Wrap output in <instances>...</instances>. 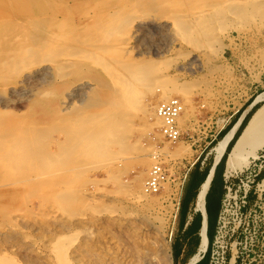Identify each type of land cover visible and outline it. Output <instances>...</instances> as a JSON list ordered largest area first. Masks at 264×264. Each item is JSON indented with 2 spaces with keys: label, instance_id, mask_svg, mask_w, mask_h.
Masks as SVG:
<instances>
[{
  "label": "rangeland",
  "instance_id": "obj_1",
  "mask_svg": "<svg viewBox=\"0 0 264 264\" xmlns=\"http://www.w3.org/2000/svg\"><path fill=\"white\" fill-rule=\"evenodd\" d=\"M61 1L71 11L68 14L71 25L85 24L81 30L85 32L80 37L96 36L90 28L95 23H101V12L104 13L108 6L111 8L108 7L106 11L125 6L123 10L130 17H134L135 24L144 22L147 26L145 29L149 35H146L141 45L145 43L152 52L169 46L166 57L152 65L155 73L153 75L158 81L153 86L160 82L163 84V80L168 82V79L169 82L180 84L165 83L182 89L181 91L176 86L178 90L172 92V97L178 98L183 104V110L187 111L181 116V124L177 122L182 135L179 141L168 142L156 135L157 127H146L147 121L140 105L158 103L160 94L154 90L151 95L149 90L152 88L143 85L140 79L134 78L131 81L130 87L135 91L133 102H128L129 106L124 103H120L121 107L118 104L113 106L118 99L115 93L114 97L112 95L111 80L108 77L111 66L100 65L105 70L92 64L90 60L95 58H87L85 55H91V52L86 53V49H83L85 46H98V42H81L75 45L77 49L73 51L71 60L78 63L75 62L76 65L69 70L68 78L61 81L53 79L54 66L51 63L38 66L35 65V59L31 58H5L7 53L25 55L35 47V35L39 34L35 25L41 21L38 16L42 12L43 16L50 12V9H46L48 5L55 8ZM119 1L121 0H0V35L14 32V36L15 33H20L21 36L11 47L5 46L4 42L0 43V134H7L11 145L28 142L35 137V145L41 144L43 148L41 151L37 147L40 153L43 155L48 152L47 156H39L33 171L29 170L28 162H24L27 156L25 153L24 158L22 152L17 157L21 161L14 165L16 168L13 165L7 168L0 166V264H184L198 249L201 215L194 211L193 205L198 184L212 166V148L264 93V4L260 7L261 11L263 9L262 16L258 14L262 13L260 10L256 12V8H253L255 16L252 14L253 9L250 11L251 17H255L254 22L250 16L245 19V14L235 18V9H231L232 6L227 7L228 4L224 6L223 2L228 3L226 0H189L187 5L191 6L190 9L188 6L176 8L178 5H175L174 9L171 7L166 12L167 15L159 9L143 8L141 3L137 8H132L133 3ZM234 1L233 7L236 8L239 1ZM113 4L116 6L113 7ZM249 8L251 7L247 9ZM195 11L204 20H198L201 22L193 30L200 31L198 34L192 31L191 38L193 39V35L201 37H195L192 44L183 43L175 36L176 26L173 24L178 20L180 22L183 15L190 20L191 16L188 15ZM231 11L234 18L227 14H232ZM174 15L181 16L177 19ZM257 15L262 19L259 17L258 20ZM171 16L175 18L172 19ZM225 16L227 21L223 18L222 22L220 19ZM157 17L161 18L158 20ZM241 17L246 22L247 19L251 22H247V25ZM205 20V25L212 22V26L204 27ZM106 23L107 21L102 26H107ZM168 24L172 25L169 29L166 28ZM200 26L205 29L208 27L209 30L207 28L204 31ZM198 27L199 30L196 31ZM228 29L232 31L231 42L226 38ZM212 33H216L215 36ZM68 34L70 32H65L63 37L66 39ZM194 40L198 41L195 43ZM141 45H136V48L132 42L137 50H128L133 52L125 59L132 58L129 61L135 63V53L141 50ZM219 45H223L221 49ZM175 49L181 52L178 53ZM41 50L42 58L50 57L49 47L43 46ZM109 52L107 49L103 55L107 60L115 56L113 52ZM191 56L199 57L202 61L201 68L193 74L179 72L178 67L186 66ZM152 71L150 70L151 73ZM72 81L74 84L70 86V90L71 87L84 84L95 94L96 97L93 93V96L89 95L90 91L87 93L95 102L90 106L74 109L71 107L64 111V93L67 91L63 89ZM133 82L139 87L136 84L133 87ZM106 95L108 96L105 97ZM58 99L62 101L59 102ZM104 100L108 102H102ZM109 101H112V105ZM188 103L190 106L187 109L185 105ZM260 104L257 103L246 113L235 138ZM149 120L146 124L151 123L150 118ZM67 131L71 134H67ZM73 133L78 139L72 136ZM20 144H14V147ZM174 147L187 148L189 153L177 155L173 152ZM228 151L220 159L219 165L217 164L206 196V203L210 202L213 213L209 227L207 226V248L203 258L196 263L264 264V192L256 190L264 189V185L262 188L256 185H260L264 179V149L257 150V158L249 160L241 170H229L230 173L225 167ZM112 159L115 162H111ZM261 163L263 169L259 177L253 185L247 184L249 172ZM155 164L164 167L173 183L169 181L164 184L158 196L145 194V198L139 199L140 194L138 195L134 182L142 188L152 165ZM247 168L248 171H245ZM30 177H34L32 181L22 182ZM182 178L185 179L180 191L178 190L179 207L174 215L170 195L174 189H179L177 186ZM223 182H226L229 192L226 190L223 193ZM243 190H251L244 200ZM163 246L167 253L166 258L160 251ZM232 259L235 260L234 263L231 262Z\"/></svg>",
  "mask_w": 264,
  "mask_h": 264
},
{
  "label": "bare ground",
  "instance_id": "obj_2",
  "mask_svg": "<svg viewBox=\"0 0 264 264\" xmlns=\"http://www.w3.org/2000/svg\"><path fill=\"white\" fill-rule=\"evenodd\" d=\"M124 2L125 1H128L130 2L131 4L133 3V7L132 8H137L136 6L139 5V3H141V5H143V8L144 7H147V8H150V9H159L161 11H163L165 14L168 10L171 9V7H173L174 9V6L175 5H178L176 6V8H183L185 6H188L187 5V1L189 3V0H123ZM122 0L119 1V2H123ZM192 2V0H190ZM207 1V0H206ZM209 1V0H208ZM212 1V0H211ZM228 3H224L225 4L224 6H226L227 4V7H230L234 5L235 1L234 0H226ZM236 1H239L237 2L238 3V7L236 6V8H232L230 7L231 9H235L233 10L234 14L236 15L235 18H237L238 16H244V18H250L253 14V11L254 9L256 10H260L261 11V6H263L264 4V0H236ZM126 2V3H128ZM177 3V4H174V3ZM205 2V1H203ZM221 2V1H220ZM197 3V2H196ZM199 3V2H198ZM219 3V1H218ZM54 3L52 2V5ZM119 4V3H117ZM122 4V3H120ZM211 4V3H210ZM213 4V3H212ZM67 4L64 2V1H61L59 6L57 7H51L50 5H48V8L46 9H50V12H46L45 15L43 16V12L38 16V18L41 19V21L39 20V24H36L35 28H37L36 32L39 34L38 35H35L36 37H34V39L36 38V42L37 44H35V47L31 48L32 50L30 52H27L25 53V55L22 53V55H16V54H12V53H7L6 57L7 59H35V65H41V64H45V63H51L52 66H54V72H53V79L55 78L56 81H61V79L65 78L68 76V73L69 70L72 69L73 65H76L75 62L77 61H72L71 60V57H72V53L74 50H76L77 48L75 47V45H78L80 44L81 42L83 43H87V42H91V41H94V42H98L99 45L98 46H94L92 45V48L89 47V46H85V48L83 47V49L85 50L86 53H88V51L91 52V55H89V53L87 55H85L87 58H90V59H93L92 61L90 60V62L96 66H100V65H103V64H106V65H109L111 66V73H109V76L110 77V83H111V88L113 91L112 92V95L114 97V93H115V96L117 100V102H115L116 105H113V106H117L120 105V103H124V104H127L128 102H133V95L135 91H133V89H131L130 85L132 86L131 84V81H133V79H140L141 82H143V85H147L148 87H151L149 89V92L151 93V95L153 94L154 90L155 92H158L159 96H160V101L158 103H154L153 105L152 104H141L140 107L142 109V113H143V116H144V119L148 122L149 118L151 119V123H148L146 125V127L149 128L150 126V129L153 127H157L158 130L156 132V135L158 137H162V133H161V127L163 126V121L160 119V117L157 115V106L158 104L161 102V101H164V100H167L169 99L170 97H172V92L173 91H176L178 90V88H176L177 85H180L179 83H174L173 82H169V79H168V82L167 80L164 81L163 80V84L160 82V84H157L155 86H153V84L155 83L156 79H155V76L153 74H155L153 71H152V65L157 62V61H160L162 60L163 58H165V53H167L169 50H167L169 48V46L165 49L162 47V49L160 50H156V52H152L149 47L143 43L141 45L142 42L145 41V37L146 35L148 34V30H146L145 28L147 27L144 22H140V23H136L133 22L135 19H133L132 17H130V15H127L126 12L123 10V8L125 7V3H124V7L121 8L119 6L116 7L114 10H111V11H106L108 9V7L106 8V12L104 11V13L101 12V23L99 24H94L90 30L91 32H93L96 36H92V35H88L89 38H86L88 36H86L85 38L83 37H80L81 33H84V31H81L82 29H84L85 27V24L83 23L82 25H71L69 23V17H68V14L70 11L69 7L66 6ZM111 5V4H110ZM115 4H113V7H114ZM130 5V4H129ZM194 5V4H193ZM197 5V4H196ZM208 5V4H206ZM116 6V5H115ZM223 6V7H224ZM235 6V5H234ZM72 7V6H70ZM189 9H190V5L188 6ZM248 7H251L249 9H247ZM111 8V7H109ZM192 8L194 9L195 8V5L194 7L192 6ZM230 8H228L227 10L230 11ZM254 8V9H253ZM73 9V8H71ZM146 9V8H145ZM143 9V10H145ZM226 9V7H225ZM253 9V10H252ZM264 9V8H263ZM263 9H262V13H258L262 16L263 14ZM40 10V9H39ZM78 10V9H77ZM158 10V11H159ZM192 10V9H191ZM226 10V11H227ZM249 12V15L247 16L246 13ZM252 10V14L250 15V11ZM103 11V10H102ZM155 11V10H154ZM173 11V10H172ZM258 11V12H260ZM131 12V11H130ZM145 12V11H144ZM255 12V11H254ZM73 13V12H72ZM71 13V14H72ZM143 14V12H141ZM174 13V12H173ZM194 13V14H193ZM193 13H190V15L188 16H191V19L190 20H187L188 18L185 16L181 18L180 22L177 21V23H174L173 25L176 26V29L175 30V36L177 37L178 40H180L181 42H189V44L193 43V39H196L195 37H197L198 35H196L194 37L193 35V39L191 38V32H195V30H193V28H197V25L200 24V22L198 20H204L202 18V15L198 12L196 13L193 12ZM230 13V12H229ZM227 12L228 15H233V18H234V14H229ZM135 14V12H134ZM132 14V15H134ZM165 14H163L165 16ZM181 14V13H180ZM184 14V13H183ZM98 15V14H97ZM167 15V14H166ZM187 15V14H186ZM254 16L256 15V13L253 14ZM75 16V15H74ZM156 16V14H155ZM160 16V15H159ZM175 16V15H174ZM178 16H181V15H177L175 16L176 18ZM222 16V15H221ZM250 16V17H249ZM258 16V20H259V15ZM145 17V16H144ZM150 17V15H149ZM162 17V16H161ZM161 17H157L156 19H160ZM173 16H171L172 18ZM173 17V18H175ZM228 17V16H227ZM139 18V17H138ZM141 18V17H140ZM154 18V16H153ZM167 18V17H165ZM172 18V19H173ZM201 18V19H200ZM214 18V17H212ZM218 18V17H217ZM220 18V17H219ZM218 18V19H219ZM223 18L226 19V16L225 17H221L220 20H222L223 22ZM243 18V17H241ZM243 18L242 21H244L245 19ZM252 18V21H254L253 17ZM158 19V20H159ZM178 19V18H177ZM239 19V18H238ZM260 19H262V17H260ZM35 20V19H34ZM33 20V21H34ZM145 20V19H144ZM162 20V19H161ZM168 20L169 17H168ZM186 20V22H185ZM215 20V19H213ZM219 20V21H220ZM232 20V19H231ZM230 20V21H231ZM257 20V21H258ZM107 21V26H102L104 24V22ZM155 21V20H154ZM197 21V22H195ZM211 21V20H209ZM218 21V20H216ZM227 21V19L225 20ZM237 22H240V20H236ZM241 21V22H242ZM256 21V20H255ZM254 21V22H255ZM262 21V20H260ZM263 21H264V18H263ZM262 21V22H263ZM75 22V21H74ZM157 22V21H156ZM207 21L205 20L204 21V27H206L208 25V23L205 25ZM220 21V23H222ZM247 22H248V19H247ZM246 20L243 22V23H246ZM251 22V21H250ZM248 22V24L250 23ZM37 23V22H36ZM210 24L208 25L209 27H211V23L212 22H209ZM229 23V22H228ZM258 23V22H257ZM260 23V22H259ZM160 24V22L158 23ZM163 24V23H161ZM225 24V23H224ZM247 24V25H248ZM255 24V23H254ZM264 24V23H263ZM154 25V24H152ZM152 25H149V26H152ZM167 25V23H166ZM202 25V24H201ZM211 25V26H210ZM221 25V24H219ZM251 25L253 26V23H251ZM259 25V24H258ZM155 26V25H154ZM169 26L172 27V25H169L166 26V28H168ZM178 26V27H177ZM218 26V25H216ZM256 26V25H255ZM254 26V28H255ZM16 27V26H14ZM163 27V26H162ZM174 27V26H173ZM201 27V26H200ZM204 27H201V28H204ZM225 28V25L223 26L222 25V28ZM242 27V26H241ZM200 28V29H201ZM208 28V27H207ZM206 28V29H207ZM219 28V27H218ZM221 28V29H222ZM259 28V26L257 27V29ZM15 29V28H14ZM164 29V28H163ZM169 29V28H168ZM171 29V28H170ZM204 28V31L206 30ZM214 29V28H212ZM257 29H255L257 31ZM160 30V29H159ZM199 30V27L198 29H196V31ZM203 30V29H202ZM201 30V31H202ZM209 30V28H208ZM207 30V31H208ZM224 30V29H223ZM222 30V31H223ZM240 30V29H239ZM245 30V29H244ZM163 31V30H162ZM200 31V30H199ZM197 31V32H199ZM259 31V29H258ZM261 31V29H260ZM65 32L69 33L68 34V37L65 39L63 37V34H65ZM168 32V31H167ZM195 32V33H197ZM213 32V30H212ZM215 32V30H214ZM224 32V31H223ZM227 33V36L226 38L229 39V41H233L232 38H231V32L230 30L228 29V31H226ZM4 33V32H3ZM171 33V32H170ZM217 33V32H216ZM214 33V34H216ZM238 33V32H237ZM240 33V32H239ZM14 32L12 33H4L2 35H0V43L1 42H4L5 46H13V43L17 42L18 39H21V36H20V33H15L16 35L14 36L13 35ZM194 34V33H193ZM198 34V33H197ZM208 34V33H207ZM213 34V33H212ZM211 34V36H212ZM213 34V36H215ZM225 34V35H226ZM261 34V33H260ZM149 35V34H148ZM252 35V34H251ZM200 36V35H199ZM198 36V37H199ZM203 36H206V35H202ZM207 36H210V35H207ZM223 36V35H222ZM241 36V35H240ZM245 36V35H244ZM162 37H164L162 35ZM172 37V36H171ZM201 37V36H200ZM199 37V38H200ZM219 37V36H218ZM224 37V36H223ZM235 37V36H234ZM247 37V36H246ZM207 38V37H206ZM205 38V39H206ZM222 38V37H221ZM175 39V38H173ZM254 39V38H253ZM2 40V41H1ZM161 40V39H160ZM199 40V39H198ZM197 40V41H198ZM210 41V39H208ZM250 40V39H249ZM35 41V40H34ZM174 41V40H172ZM195 41V40H194ZM195 41V43L197 42ZM203 41H205L203 39ZM216 41V40H215ZM214 41V43H215ZM235 41V40H234ZM132 42L135 43V47L136 45H141V50H138L139 52L136 51L135 55L137 56L136 57V62L133 63L132 61H129V60H132L129 59L127 60L129 57V53L133 52V51H130L128 52V50L132 49V48H135L132 46ZM150 42V41H149ZM169 42V41H168ZM218 42V41H217ZM223 42V41H222ZM174 43V42H173ZM194 43V44H195ZM203 43V42H202ZM210 43V42H209ZM235 42H233V45H234ZM248 43V42H247ZM168 44V43H167ZM219 44V43H218ZM232 44V43H231ZM246 44V43H245ZM262 46L264 47V38L262 39ZM154 45V44H153ZM157 45V44H156ZM208 45V44H207ZM49 47L51 50H49L50 52V57H46V58H42L41 54H42V50L41 48L42 47ZM204 46V45H203ZM212 46V45H211ZM210 46V47H211ZM218 46V45H217ZM223 46V45H221ZM221 46L219 45L220 49H221ZM157 47V46H156ZM218 47V48H219ZM137 48V47H136ZM135 48V49H136ZM161 48V46H160ZM93 49V50H92ZM109 50L111 52L114 53L115 56H112L110 57L108 60L106 59V57L104 58L103 55H105V51L106 50ZM257 49V48H256ZM263 49V48H262ZM8 50V49H7ZM28 50V49H27ZM26 50V51H27ZM137 50V49H136ZM176 50V49H175ZM9 51V50H8ZM104 51V54L102 53ZM179 50H176V52ZM198 51V50H197ZM196 51V53H197ZM217 51V50H216ZM199 52V51H198ZM220 52V51H218ZM217 52V53H218ZM95 53V55L93 54ZM102 53V56H100V54ZM216 53V52H215ZM182 54V53H181ZM180 54V55H181ZM185 54V53H184ZM183 54V55H184ZM207 54V53H206ZM214 54V53H213ZM221 54V53H220ZM219 54V55H220ZM24 55V58L22 57ZM93 55V56H92ZM124 55V56H123ZM144 55V56H142ZM3 56V55H2ZM29 57V58H28ZM128 57V58H127ZM131 57V56H130ZM178 57V56H177ZM123 58V59H122ZM127 58V59H125ZM186 58V57H185ZM89 60V59H87ZM134 60V59H133ZM211 61V60H210ZM17 62V61H16ZM20 62V61H19ZM81 62V61H80ZM201 62L199 60V57L198 56H191L188 60V62H186V66H182V67H178V70L179 72L181 71H186L190 74H193L195 72H197L201 67ZM27 63V62H26ZM78 63V62H77ZM208 64V63H206ZM79 65V64H78ZM217 65V64H216ZM10 66V65H9ZM204 66V65H203ZM1 67V66H0ZM102 68V66H100ZM114 67V68H112ZM206 67V66H205ZM104 68V67H103ZM102 68V69H103ZM110 68V67H108ZM107 68V69H108ZM147 68H149L153 73L150 72V70L148 71ZM105 69V68H104ZM114 69V70H112ZM154 69V68H153ZM214 69V68H213ZM212 69V70H213ZM77 70V69H76ZM87 70V69H85ZM106 70V69H105ZM143 70V72H142ZM144 70H146V72H144ZM3 71V70H2ZM110 71V70H109ZM208 71V70H207ZM12 72V71H11ZM142 72L144 73L143 75L140 74V76H142V78L139 76V73ZM210 72V70H209ZM183 73V72H182ZM11 74V73H10ZM8 74V76L11 77V75ZM82 74V73H81ZM157 74V73H156ZM166 74V73H165ZM6 75V74H5ZM178 75V74H177ZM183 75V74H182ZM140 77V78H139ZM178 77V76H177ZM68 78V77H67ZM158 79V78H157ZM176 79V77H175ZM161 80V79H160ZM70 81V79L68 80V82ZM108 81V79H107ZM137 80H135L136 82ZM78 82V81H77ZM109 82V81H108ZM140 82V81H138ZM158 81H156L157 83ZM76 83V82H75ZM84 83V81H83ZM134 83V82H133ZM165 83H174V84H177L176 86L175 85H167ZM74 84V82H70L68 83V85H66V87L63 89V91H67V93H64V98H65V106L63 107L64 108V111L65 110H69L71 107L74 109V108H78V107H81V106H90L91 104H93L95 101L92 99L89 98V95H92L91 91L89 89V87L87 88V86H85L84 84H80L79 87L77 85V87L75 88H72L71 87V90H70V86H72ZM136 83L133 84V87H136L139 85L136 84V86H134ZM186 84V82H185ZM184 84V85H185ZM142 85V84H140ZM181 85H182V82H181ZM187 86V85H186ZM64 87V86H63ZM61 86V88H63ZM94 87V86H93ZM179 87V86H177ZM1 88V87H0ZM180 88V87H179ZM186 88V87H184ZM93 89V88H92ZM136 90V88H135ZM180 90L182 91V89L180 88ZM179 90V91H180ZM90 91V94L88 95L87 93ZM98 91V90H97ZM185 92V90L183 91ZM182 92V93H183ZM187 92V91H186ZM63 93V92H62ZM149 93V94H150ZM178 93V92H177ZM176 93V94H177ZM181 93V92H180ZM94 94V93H93ZM108 94V92L106 93ZM156 94V93H154ZM99 95V94H97ZM105 95V94H104ZM93 96V95H92ZM95 96V94H94ZM102 96V95H100ZM108 95H106L105 97H107ZM140 96V94H139ZM158 96V97H159ZM91 97V96H90ZM96 97V96H95ZM120 97V98H119ZM16 98V97H15ZM47 98V97H46ZM63 98V97H62ZM63 98V99H64ZM92 98V97H91ZM110 98V97H108ZM96 100V99H95ZM98 100V99H97ZM109 100V99H108ZM111 100V99H110ZM115 100V101H116ZM59 102L61 101L58 99ZM107 100H104L102 102H105ZM186 101V100H185ZM189 101V100H188ZM187 101V102H188ZM64 102V101H63ZM63 102H62V105H63ZM108 102V101H107ZM110 102V101H109ZM112 102V101H111ZM110 102V104L112 105V103ZM131 102V103H132ZM154 102V101H153ZM190 102V101H189ZM106 103V102H105ZM103 103V104H105ZM114 103V101H113ZM152 103V102H151ZM257 103H261L251 114V116L249 117L248 121L245 123V125L243 126V128L241 129L239 135L235 138V140L233 141L229 151L227 152V157H226V161H225V167H226V171L229 172L232 171V170H237V169H240L243 168V166L245 167L248 163H249V160L251 159H256L257 158V150H260V149H264V93L259 96L249 107L248 109L246 110V112H244V114L238 119V121L230 128V130H228V132H226L223 137L213 146L212 148V152H213V163H212V166L209 170V173L205 179V181L198 187L197 189V196L195 197V200H194V211L195 212H200V215L202 217V220H201V227H200V231H199V245H198V249L197 251L184 263V264H196L197 261L200 260L202 254L205 252L206 248H207V244H208V238L206 236V229H207V222H205V198H206V195H207V192L209 190V187H210V183L213 179V170H215L214 166L217 165L220 161V159L222 158V156L226 153L227 151V147L228 145L230 144L231 140L234 138V135L236 134L239 126L241 125L242 123V120L244 119L246 113L252 109L253 106H255ZM61 104V103H60ZM122 104V105H124ZM183 105V104H182ZM97 106V105H95ZM127 106H129L127 104ZM189 105H185V108H187ZM118 107H121L118 106ZM123 107V106H122ZM125 107V106H124ZM62 108V110H63ZM191 108V107H190ZM188 109V108H187ZM192 110V109H191ZM63 112V111H62ZM83 112V111H82ZM120 113V112H119ZM187 111L186 110H182V113L179 115L178 119H177V122L179 124H181V116L186 114ZM116 114V113H115ZM118 115V114H117ZM117 118V117H116ZM185 118V117H184ZM65 119V118H64ZM119 118H117L118 120ZM121 119V118H120ZM97 120V119H96ZM103 120V119H102ZM125 121V119H124ZM150 121V120H149ZM113 122V120H112ZM123 122V121H120V123ZM97 123V122H96ZM101 123V121H100ZM117 124L119 123L116 122ZM177 123V124H178ZM99 124V123H98ZM105 124V123H104ZM150 124V125H149ZM124 125V124H123ZM127 125V124H126ZM144 125V127H145ZM183 125V124H182ZM181 125V126H182ZM97 126V125H95ZM27 127V126H26ZM36 127V126H35ZM38 127V126H37ZM56 127V126H55ZM59 127V126H58ZM34 128V127H33ZM43 129V127H41ZM106 127H104L103 129L105 130ZM35 129V128H34ZM67 129V128H66ZM71 129V128H70ZM98 129V128H97ZM119 129V128H118ZM122 129V128H121ZM38 130H40L38 128ZM46 131V129H44ZM108 130V129H106ZM117 130V129H116ZM10 131V129H9ZM18 131V130H17ZM50 131V130H49ZM69 131V130H68ZM67 131V134H71V132H68ZM71 131V130H70ZM80 131V130H79ZM145 131V129H144ZM151 131V130H150ZM8 132V131H7ZM26 132V131H25ZM24 132V133H25ZM21 133V131H20ZM32 133V132H31ZM44 133V132H43ZM65 133H66V130H65ZM76 133V132H75ZM108 133V131H107ZM35 134V132H34ZM74 134V133H73ZM73 137L77 136V135H73ZM77 134V133H76ZM87 134V132H86ZM111 134V133H110ZM12 135V134H11ZM10 135V136H11ZM37 135V134H36ZM83 135V134H82ZM112 135V134H111ZM111 135H109V137H111ZM15 136V135H14ZM20 136V135H19ZM23 136V135H22ZM127 136V135H126ZM44 137V136H43ZM68 137V136H67ZM82 137V136H80ZM84 137V136H83ZM107 137V136H106ZM13 138V137H11ZM40 138V137H39ZM51 138V137H50ZM70 138V136L68 137ZM72 138V137H71ZM76 138V137H75ZM120 138H123V137H120ZM35 139L32 138V140L30 141H23L24 143L21 142L20 143H14V144H20V145H16L14 147V144H10L8 142V136L7 134H0V166H3V167H10L11 165H14L15 164H18L19 161H21L19 158H17L18 156H21L19 155L20 152L23 153L24 155V158L26 159L24 162H28V166L29 167V170H34V168L36 167V163H37V159L39 158V156L42 155V153H40V150L42 151L43 148H41V144L38 146L35 145V143L37 144V141L33 140ZM45 139V138H44ZM43 139V140H44ZM73 139V138H72ZM71 139V140H72ZM78 139V137L76 138ZM85 139V138H84ZM119 139V138H118ZM125 139V137H124ZM124 139H123V142H124ZM159 139V138H158ZM164 139V138H163ZM41 140V142L43 141ZM51 140V139H50ZM114 140V139H113ZM35 141V143H34ZM79 141V140H78ZM85 143H86V140H84ZM82 141V142H84ZM111 141V140H109ZM116 140H114L115 142ZM18 142V141H17ZM20 142V141H19ZM39 142V143H41ZM118 142V141H117ZM96 143V142H95ZM125 143V142H124ZM77 145V143H75ZM79 144V143H78ZM84 144V143H83ZM117 145H119L118 143H116ZM123 144V143H122ZM43 145V143H42ZM60 145V143H59ZM70 145V143H69ZM75 145V146H76ZM80 145V144H79ZM92 145V144H91ZM126 145V144H125ZM124 145V146H125ZM178 145V143H177ZM58 146V145H57ZM68 146V145H67ZM70 146H73L72 144ZM69 146V147H70ZM88 146V145H86ZM90 146V145H89ZM37 147L41 148L40 150L37 149ZM44 147V146H43ZM120 147V146H119ZM46 148V147H45ZM72 148V147H71ZM75 148V147H73ZM72 148V149H73ZM124 148V147H122ZM66 150V149H64ZM68 150V149H67ZM80 150V149H79ZM45 151V150H44ZM43 151V152H44ZM49 151V150H48ZM74 151V150H73ZM91 151V150H90ZM187 151V153L185 152ZM51 152V151H50ZM112 152V151H111ZM173 152H175L177 155L180 154V153H184V154H188V150L187 148H180V147H177V148H173ZM114 153V152H113ZM171 152H169L170 154ZM174 153V154H175ZM46 154H48V152L45 154L43 153L42 156H47ZM158 154V153H157ZM68 155V154H67ZM111 155V154H110ZM41 156V157H42ZM53 156V155H52ZM170 156V155H169ZM168 156V157H169ZM45 158V157H44ZM116 159V158H115ZM114 159V160H115ZM150 159V158H149ZM23 160V158H22ZM39 160V159H38ZM36 161V162H35ZM43 161V160H42ZM67 161V160H66ZM111 162H115L113 161V159L111 160ZM118 162V160H117ZM160 162V161H159ZM16 166V165H15ZM153 166V165H152ZM34 167V168H33ZM89 167V166H88ZM16 168V167H14ZM84 168V167H83ZM1 169V168H0ZM19 170V169H18ZM32 170V171H33ZM65 170V169H64ZM79 170V169H78ZM84 171V170H83ZM82 172V171H81ZM35 173V172H34ZM170 173V172H169ZM230 173V172H229ZM34 177H30L28 178L27 180L25 181H22V182H30L33 180ZM42 180V179H41ZM42 182V181H41ZM139 182V181H138ZM135 183V186L137 189V193L139 195V199L141 198H145V191H144V184L141 188V186H137L136 182ZM133 183V184H134ZM145 183V182H144ZM261 183V182H260ZM10 185V184H9ZM172 194V193H171ZM147 195V194H146ZM158 196V195H156ZM149 197V196H148ZM155 198V197H154ZM150 199V198H149ZM146 201V200H145ZM155 201V200H154ZM171 235V234H170ZM167 249V248H166ZM162 252V254H164V257L166 258V250H165V247L163 246L162 249L160 250ZM167 262V260L165 261Z\"/></svg>",
  "mask_w": 264,
  "mask_h": 264
},
{
  "label": "built area",
  "instance_id": "obj_3",
  "mask_svg": "<svg viewBox=\"0 0 264 264\" xmlns=\"http://www.w3.org/2000/svg\"><path fill=\"white\" fill-rule=\"evenodd\" d=\"M183 110V105L182 102L176 98V97H171L167 100L161 101L158 106H157V115L160 117V119L163 121V126L161 127V133L164 138V140L168 142H176L179 141L182 138L181 132L179 130L178 124H177V119L179 115L182 113ZM262 162H264V157H262ZM250 168V167H248ZM248 168L245 169V171H248ZM255 168V167H254ZM263 169L262 163L256 166V169H253L249 172V176L247 178V184L253 185L254 181L256 178L259 177L261 170ZM185 178H182L179 186V189L173 190L172 193H175L174 195H170V200L173 203V208H174V215L177 213L178 207H179V192L180 187L182 186V183L184 182ZM170 181V177L167 174V171L164 169L163 166L159 164H155L151 167L148 178L146 179L144 183V191L147 195L152 196V195H157L160 193V191L163 189V185L166 184L167 182ZM171 184L173 181H170ZM224 183V189L227 192L230 191V189L226 187V182ZM257 187H263L264 185V179L261 181V184L259 183L256 184ZM173 185H171L172 187ZM249 187V186H248ZM260 193L264 192V189H256ZM251 191V190H250ZM247 190H243V196L242 199H246L247 194H250L251 192ZM250 192V193H249ZM175 196H177L175 198ZM255 200H257V195L255 197ZM244 202V201H243ZM255 201L253 202L254 205ZM216 242H214L213 245H215ZM204 254V253H203ZM200 258V260L203 258ZM199 260V261H200ZM231 262H235L234 259H232Z\"/></svg>",
  "mask_w": 264,
  "mask_h": 264
},
{
  "label": "trees",
  "instance_id": "obj_4",
  "mask_svg": "<svg viewBox=\"0 0 264 264\" xmlns=\"http://www.w3.org/2000/svg\"><path fill=\"white\" fill-rule=\"evenodd\" d=\"M235 138V137H234ZM232 141H234V139L232 140ZM230 142V144L228 145V147H227V151H228V149H230V147H231V145H232V143L233 142ZM223 158V157H222ZM222 160V159H221ZM221 160H220V162H221ZM219 162V163H220ZM219 163H218V165H219ZM217 165V166H218ZM216 166V167H217ZM216 169V168H215ZM208 171H209V168L207 169V171H206V173H205V175H204V177H203V179L201 180V182L205 179V177H206V175H207V173H208ZM214 175H215V171H214ZM213 178H214V176H213ZM213 180V179H212ZM200 182V183H201ZM213 182V181H212ZM211 182V183H212ZM200 183L198 184V186L200 185ZM188 185H189V183H188ZM187 185V186H188ZM210 186H211V184H210ZM223 193L225 192V189H224V184H223ZM197 189H198V187H197ZM209 189H210V187H209ZM209 191V190H208ZM196 192H197V190H196ZM208 193V192H207ZM196 195V194H195ZM207 196V195H206ZM185 197H186V195H185ZM186 199V198H185ZM184 199V200H185ZM184 200L182 201V203L184 202ZM205 201H206V198H205ZM182 205V204H181ZM193 207H194V205H193ZM182 208V207H181ZM205 213H206V215H207V226L209 227V223H210V219H211V217H212V210H211V204H210V202H205ZM201 220H202V217H201ZM200 227H201V221H200ZM200 227H199V230H200ZM199 230H198V237H199ZM206 235H207V238H208V234H207V229H206ZM200 239V238H199ZM209 239V238H208Z\"/></svg>",
  "mask_w": 264,
  "mask_h": 264
},
{
  "label": "crops",
  "instance_id": "obj_5",
  "mask_svg": "<svg viewBox=\"0 0 264 264\" xmlns=\"http://www.w3.org/2000/svg\"><path fill=\"white\" fill-rule=\"evenodd\" d=\"M216 166H217V165H215L214 168H216ZM209 170H210V169H209ZM214 171H215V170H213V176H214ZM208 173H209V171H208ZM208 173H207V175H208ZM207 175H206V177H207ZM206 177H205V179H206ZM205 179L200 183V185L205 181ZM200 185H199V186H200ZM199 186H198V187H199ZM196 196H197V192H196L195 197H196ZM193 209H194V208H193ZM198 213L200 214V212H198ZM199 231H200V230H199ZM206 236H207V235H206ZM198 262H199V261H198ZM198 262H197V263H198ZM197 263H196V264H197Z\"/></svg>",
  "mask_w": 264,
  "mask_h": 264
},
{
  "label": "water",
  "instance_id": "obj_6",
  "mask_svg": "<svg viewBox=\"0 0 264 264\" xmlns=\"http://www.w3.org/2000/svg\"><path fill=\"white\" fill-rule=\"evenodd\" d=\"M216 170V169H215ZM212 182V181H211ZM205 222H207V215L205 214ZM202 257V256H201Z\"/></svg>",
  "mask_w": 264,
  "mask_h": 264
}]
</instances>
